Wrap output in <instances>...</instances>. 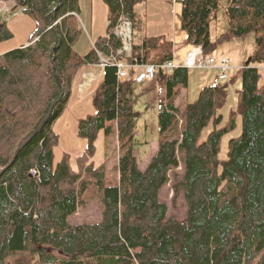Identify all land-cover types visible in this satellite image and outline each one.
<instances>
[{"label":"trees","instance_id":"obj_1","mask_svg":"<svg viewBox=\"0 0 264 264\" xmlns=\"http://www.w3.org/2000/svg\"><path fill=\"white\" fill-rule=\"evenodd\" d=\"M1 1H12L34 28L26 45L0 54V264H264V87L258 85L264 0H178L187 42L203 55L251 33L254 48L227 80L202 86L183 107L175 100L187 86L188 69H158L166 91L158 99L157 146L143 168L134 147L133 70L119 78L114 65L103 64L94 111L77 120L85 148L74 158L75 168L67 153L53 163L59 142L53 123L80 67L101 63L100 56L121 58L115 34L120 20L130 22L132 41L134 32L142 34L136 7L144 0H102L106 32L84 54L74 49L82 32L78 0ZM221 12L223 31L212 39L210 24ZM11 36L0 22V41ZM172 57L171 42L142 36L126 61L159 64ZM238 79L236 107L223 122L220 111ZM52 104L47 120L13 158ZM238 129L220 157L222 137ZM112 132L119 154L109 175L93 157L99 134ZM171 173L173 194L184 201L180 217L159 198ZM91 200L99 211L84 220Z\"/></svg>","mask_w":264,"mask_h":264},{"label":"rangeland","instance_id":"obj_2","mask_svg":"<svg viewBox=\"0 0 264 264\" xmlns=\"http://www.w3.org/2000/svg\"><path fill=\"white\" fill-rule=\"evenodd\" d=\"M79 10L78 19L82 27V32L78 36L75 42L74 49L80 53L84 54L90 49V42L88 39V22L87 19L91 16V4L90 0H78ZM222 4V1H220ZM223 23H225L222 12L219 17L210 24V35L214 39L220 32L223 31ZM22 25L23 22H21ZM181 27V21H180ZM15 33L12 36L0 41V51L3 49H11L19 46L24 39H26V33L20 25L15 26ZM138 33H133V42H137ZM4 43L6 45H4ZM9 47V48H8ZM174 47L175 53L176 48ZM254 48V35L251 33L247 35L244 39H233L225 41L220 46L216 48L213 55L218 57L220 55L225 56L232 68L229 73L234 74L239 65L245 62L246 56ZM2 50V51H3ZM235 65V66H234ZM223 82V80L217 79L216 70L214 68H189L188 69V82L187 86L180 89L176 97V104L179 107H183L186 102H191L197 98L198 92L202 86L212 84L215 82ZM239 87L240 80H236L234 84L229 86L228 98L225 106L222 108L220 113L223 115V122L227 118L229 109H234L236 107L237 100L239 98ZM72 88V86H71ZM74 89V87H73ZM165 86L162 83L152 84L150 80H144L141 83H133L132 90V109L134 117V147L135 156L138 165L143 168L148 163L149 158L155 152L157 146V135H158V125H157V107L159 97L165 95ZM72 95L69 96L68 101L64 107L62 114L53 123V129L59 136V142L53 149V163L55 164L61 157L63 153H67L70 156V164L73 168L76 167L74 158L80 155L85 144V140L78 137L76 134V125L78 118V111L80 114L85 115L87 111L91 113L93 111L91 105V98H87L84 102L79 103L76 98V94L71 90ZM93 96V95H92ZM72 99V100H71ZM70 102V103H69ZM73 106L76 108H73ZM80 107V108H79ZM79 108V109H78ZM84 117V116H83ZM221 123L223 125L224 123ZM211 125L205 127L201 132V137L204 138L207 132L210 130ZM239 129L231 134H226L222 137L220 142V157L224 158L227 151V141L231 136L238 135ZM103 140L97 145V151L100 153L105 148L102 155H94L93 160L99 163V159L104 163L106 172L112 175L115 172V165L118 160V150H117V140L115 134L112 132L107 136L102 135ZM178 143L177 135L171 139L170 144L176 146ZM82 147V148H81ZM174 173V172H173ZM173 173H171L170 181L160 190L159 198L165 202L169 208V213L172 215H177L180 217L184 209V201L182 199V194L178 193L177 196L173 194ZM99 208L94 200L86 203L84 209V220H92L96 218V214ZM78 214L75 217L79 219L81 216V211L78 210ZM77 219V218H76Z\"/></svg>","mask_w":264,"mask_h":264},{"label":"crops","instance_id":"obj_3","mask_svg":"<svg viewBox=\"0 0 264 264\" xmlns=\"http://www.w3.org/2000/svg\"><path fill=\"white\" fill-rule=\"evenodd\" d=\"M0 2L4 6L8 7V12L0 13V22H4L6 24V27L11 31V33H15V26L18 27L20 25V27H22L24 32L26 33V39H24V41H22L19 46L26 45L29 41V35L34 28L33 20L24 13H22L21 9L14 3L3 1ZM90 4L92 12L90 18L87 19V26L88 39L91 46L93 41L97 37L105 35L107 25V7L102 0H90ZM136 11L140 16H142L144 23L143 32L137 37V42L142 36L164 38L172 43V59L174 60V62L177 64L183 62L186 53L192 48V45L187 42L186 32L182 29V27H180V2L178 0H144L143 2L137 5ZM21 22H23L24 25H22ZM4 45L6 44L4 43ZM175 46H177L176 53L174 50ZM2 50L0 51V54L9 49H4L3 51ZM242 65L243 63L239 66ZM258 71L260 73L258 85L264 87V65L258 66ZM102 79L103 65L89 64L80 67L76 73V76L74 77V80L72 81L71 90L74 91V93L76 94L75 99H79V103H82L89 97L91 98L90 100L92 105V95L94 94L98 85L101 83ZM150 82L151 85H156L158 83L157 78L150 80ZM72 93L73 92H71V95ZM71 105L73 108H75L72 103ZM93 111L91 113H93ZM91 113L87 111L85 115H82L78 111L77 116L79 118ZM102 135V133L99 134L96 142V147L98 143L103 140ZM84 148L85 144L83 145L82 151L84 150ZM104 151L105 148L103 147L100 153L96 151L95 154L102 155ZM94 162L96 163V161ZM98 162L101 163L102 160L99 159Z\"/></svg>","mask_w":264,"mask_h":264},{"label":"built area","instance_id":"obj_4","mask_svg":"<svg viewBox=\"0 0 264 264\" xmlns=\"http://www.w3.org/2000/svg\"><path fill=\"white\" fill-rule=\"evenodd\" d=\"M5 12H8V7L4 6L0 2V13ZM115 34L121 40V45L116 51V54L121 58L117 59L113 56H100V62L101 65L104 63L114 65L119 78L126 77L128 75V71L133 69L135 72V81L139 83L147 79H155L158 69L160 68L166 73H170L176 67L214 68L218 73L219 80H225L228 77V71L231 68L228 60L224 56L215 57L212 54L203 55L199 47H193L189 50L181 64H177L173 60H167L159 64L148 62L130 63L126 61V59L130 57L132 50L130 22L124 19L120 20L115 28ZM32 172L35 171L32 169Z\"/></svg>","mask_w":264,"mask_h":264},{"label":"water","instance_id":"obj_5","mask_svg":"<svg viewBox=\"0 0 264 264\" xmlns=\"http://www.w3.org/2000/svg\"><path fill=\"white\" fill-rule=\"evenodd\" d=\"M60 84H61V81H60ZM52 107H53V104L50 106L48 112L46 113V115L44 116V118L42 119V121L40 122L38 127L36 128V130H34V132L16 149V151H15V153L13 155V158L16 156L18 151L23 147V145L31 138V136L34 135L36 133V131L44 124V122L47 120V118H48V116H49V114L51 112Z\"/></svg>","mask_w":264,"mask_h":264}]
</instances>
